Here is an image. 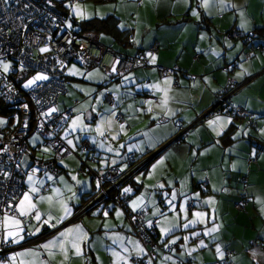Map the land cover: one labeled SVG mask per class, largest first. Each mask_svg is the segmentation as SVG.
Returning <instances> with one entry per match:
<instances>
[{
	"label": "crops",
	"instance_id": "crops-1",
	"mask_svg": "<svg viewBox=\"0 0 264 264\" xmlns=\"http://www.w3.org/2000/svg\"><path fill=\"white\" fill-rule=\"evenodd\" d=\"M96 2L92 17L112 15L117 31H126L117 40L102 33L108 45L100 43L117 54L145 53L146 65L110 79L90 65L65 64L57 103L70 109L59 130L69 153L55 161L57 173L24 176L23 191L13 199L17 214L0 220V240L13 246L0 264H132V258L142 264H220L225 251L231 264H264V50H250L264 45V0ZM69 4V13L86 19V2ZM230 29L252 36L230 39ZM119 37L129 44L122 46ZM156 65L174 68V74L159 77ZM222 66L232 67L231 103L250 110L254 126L222 113L200 117L226 84ZM117 111L121 122L114 120ZM178 132L179 141L169 140ZM83 139L93 150H80ZM25 143L30 152L19 156L20 168L33 158H50L39 135H28ZM128 153H154L120 188L128 195L126 206L143 209L145 222H154L152 258L116 204L79 212L107 168L126 171ZM240 194L246 202L236 211ZM25 233L35 240L23 244Z\"/></svg>",
	"mask_w": 264,
	"mask_h": 264
},
{
	"label": "built area",
	"instance_id": "built-area-1",
	"mask_svg": "<svg viewBox=\"0 0 264 264\" xmlns=\"http://www.w3.org/2000/svg\"><path fill=\"white\" fill-rule=\"evenodd\" d=\"M61 1L63 0H0V61H8L7 70H3L0 65V103L7 107L6 115H3L5 123L0 126V220L6 213L17 214L13 199L22 193L23 178L26 174L37 175L45 170L57 173L60 168L55 161L69 153V148L58 134L70 115L68 107L59 109L57 105L58 96L64 91L61 75L65 64L73 63L81 67L93 64L108 76H122L133 67L146 65L145 53L139 52L132 56L117 54L102 45L94 32L67 27L65 17L58 6ZM225 36L230 39L241 38L236 29L226 31ZM251 36L252 34L248 33L241 39L245 42ZM41 48H47L48 51L41 52ZM253 49L264 50V45L251 46L250 50ZM149 50L155 51V48L150 47ZM247 55L248 53H243V57ZM231 68L221 67L227 74L226 84L217 94L215 104L200 117H208L214 112L222 113L254 126L253 113L230 101V95L235 90L230 76ZM155 70L159 77H163L172 76L175 69L156 65ZM34 72L44 75L45 79H32L33 83L24 86V82L30 79ZM104 100L113 105L111 94H106ZM114 120H123L119 111L115 113ZM33 133L40 136L41 145L50 153V158H33L26 168H20L19 156L30 152L25 139ZM179 133L169 140L179 141ZM79 148L82 152L93 150V146L85 139L79 142ZM90 159L93 160V157L90 156ZM149 159L150 155L141 156L139 159L133 153H128L125 157L126 171L121 172L116 167L107 168L99 177V185L93 187L92 198L79 212L86 211L100 198L106 197L107 191L112 188L114 203L123 209L132 232L145 253L152 258L153 254L148 248L154 246L153 237L150 235L154 222L145 223L143 209L128 208L125 194L119 190L120 184L127 181L131 174ZM84 168L90 171L86 164ZM240 181L244 183L245 178L241 176ZM206 182L204 177L200 185L204 186ZM104 184L106 188L103 187ZM245 202L246 197L240 194L239 199L233 203V208L241 211ZM185 208H191V203L186 202ZM25 219V215L19 216L21 222ZM24 235L28 238L23 244L35 240L29 234ZM12 248L8 242L0 240L1 261L8 259V252ZM131 263L142 264V261L132 258ZM231 263L228 251H225V257L220 264ZM175 264L183 263L177 261Z\"/></svg>",
	"mask_w": 264,
	"mask_h": 264
},
{
	"label": "trees",
	"instance_id": "trees-1",
	"mask_svg": "<svg viewBox=\"0 0 264 264\" xmlns=\"http://www.w3.org/2000/svg\"><path fill=\"white\" fill-rule=\"evenodd\" d=\"M95 1H103V0H95ZM64 15V13H62ZM78 30L79 31H84V30H87V31H92L96 34H99V33H104V34H109L111 36H113V38L115 40H117L118 36L121 35L122 37H126V31L124 30H121V31H117V28H116V18H114L112 15H106L105 17L103 18H95V17H92L90 19H85V20H79L78 21ZM117 31V32H116ZM241 38L243 36H247L248 33L246 34H241ZM120 38V37H119ZM120 42L122 44V46H127L129 44L128 41H126L125 39H122L120 38ZM244 42V41H243ZM137 54V53H136ZM81 67V66H80ZM123 76V75H122ZM122 76H115V75H110L108 76V78L110 79H120ZM59 97V96H58ZM58 105V104H57ZM64 108V107H63ZM61 109V108H60ZM7 112V107L5 105H2L0 103V113L1 115H6L5 113ZM63 127V126H62ZM61 127V128H62ZM60 128V129H61ZM59 134V133H58ZM60 137V136H59ZM130 178L127 179V181L129 180ZM127 181H124V183H126ZM124 183H121L120 184V188L124 186ZM103 187H105V184L103 185ZM119 188V190H120ZM244 190V187H243V183H242V188H241V191ZM95 194V192H93ZM123 193V192H122ZM125 194V198H127V194ZM244 195V194H243ZM93 194L91 193L83 202V205L85 202H87L90 198H92ZM113 196H114V191H110L107 193V196L106 197H103V198H100V202H104L107 204V202H111L113 203L112 205H114V200L113 199ZM96 204L94 205H91L89 208H87L86 211H88L91 207H96L95 206ZM82 206V205H81ZM79 206V207H81ZM111 205L108 206V209H110ZM85 211V212H86ZM145 221V220H144ZM146 223V222H145ZM152 237H153V241H154V244H155V240H154V236H155V230H154V225H153V232L150 234ZM154 247V246H153ZM140 260V259H139Z\"/></svg>",
	"mask_w": 264,
	"mask_h": 264
},
{
	"label": "rangeland",
	"instance_id": "rangeland-1",
	"mask_svg": "<svg viewBox=\"0 0 264 264\" xmlns=\"http://www.w3.org/2000/svg\"><path fill=\"white\" fill-rule=\"evenodd\" d=\"M71 1H73V0H63V1H61L59 3V9L61 10L62 13L65 14L64 17H65V24H66V26H68V27L69 26L78 27L79 18L76 17V16H73L71 13H69L70 6L73 7V4L72 5L69 4V2H71ZM75 1H78L79 4H81L83 2H86V7L84 8V15L86 16L85 17L86 19H90L93 16V15H90L92 11L93 12H96V14H97V11H94V9H95L94 3H97L95 0H75ZM89 16H91V17H89ZM95 18H97V17H95ZM102 37H103L102 36V33H100V35H99V42H101L102 44H104V45L107 46L108 44L107 43H104V40H103ZM110 44H112V43H110ZM0 65H1V68L3 70H5L4 65H7L8 66V61H0ZM70 65H73V63H70ZM82 68H85V67H82ZM87 69H93V70H95V73L97 71L96 70V67L93 64H90V66ZM65 72H67V70L64 71L63 74H65ZM63 74L61 75V79L63 78ZM37 76H43L44 77V75L40 74L39 72H34V73H32L30 79H28L27 81L24 82V86H26L27 84H29V81H31L32 79H36ZM0 120L5 121V117L3 115H1V113H0ZM2 125L3 124H0V126H2ZM41 150H45L44 147L41 146ZM140 157L138 156L139 159H140ZM100 201H102V200L99 199L95 206H100L101 208L105 209L106 208V203L100 202ZM107 209H108V206H107Z\"/></svg>",
	"mask_w": 264,
	"mask_h": 264
},
{
	"label": "snow or ice",
	"instance_id": "snow-or-ice-1",
	"mask_svg": "<svg viewBox=\"0 0 264 264\" xmlns=\"http://www.w3.org/2000/svg\"><path fill=\"white\" fill-rule=\"evenodd\" d=\"M5 2H6V0H5ZM40 51H41V52H46V51H48V49H47V48H41ZM153 60H155V57H153ZM7 67H8L7 65H4L5 70H7ZM36 79H45V77H43V76H37ZM31 83H33V81H29V84H31ZM26 86H27V85H26ZM4 123H5V121L0 120V124H4ZM126 191H127V189H126ZM28 199H29V198H28V196L26 195V196H25V200H28ZM23 203H24V201H21V205H23ZM20 211H21V215H25V214H27V213L24 211L23 207H21ZM66 211H67V209H66ZM196 215L199 216L200 214L197 213ZM36 219H39V215L36 216ZM13 222H14V223H18V222H16V221H13ZM190 223H191V222H190ZM186 227H187V225H186ZM8 235L11 236V235H13V233L9 232ZM186 239H187V238H186ZM217 251H218V252L220 251L219 248H217Z\"/></svg>",
	"mask_w": 264,
	"mask_h": 264
},
{
	"label": "bare ground",
	"instance_id": "bare-ground-1",
	"mask_svg": "<svg viewBox=\"0 0 264 264\" xmlns=\"http://www.w3.org/2000/svg\"><path fill=\"white\" fill-rule=\"evenodd\" d=\"M58 6H59V4H58ZM154 153H156V151H155ZM154 153L150 155V158H151L152 155H154ZM105 188H106V187H105ZM108 192H110V190H108L107 193H108Z\"/></svg>",
	"mask_w": 264,
	"mask_h": 264
},
{
	"label": "water",
	"instance_id": "water-1",
	"mask_svg": "<svg viewBox=\"0 0 264 264\" xmlns=\"http://www.w3.org/2000/svg\"><path fill=\"white\" fill-rule=\"evenodd\" d=\"M158 151H156V153H157ZM109 190H112V188L111 189H109Z\"/></svg>",
	"mask_w": 264,
	"mask_h": 264
},
{
	"label": "clouds",
	"instance_id": "clouds-1",
	"mask_svg": "<svg viewBox=\"0 0 264 264\" xmlns=\"http://www.w3.org/2000/svg\"><path fill=\"white\" fill-rule=\"evenodd\" d=\"M96 34V33H95ZM98 37V36H97Z\"/></svg>",
	"mask_w": 264,
	"mask_h": 264
}]
</instances>
